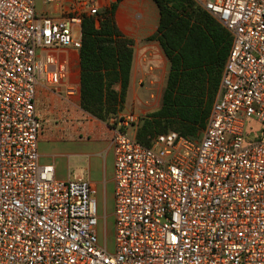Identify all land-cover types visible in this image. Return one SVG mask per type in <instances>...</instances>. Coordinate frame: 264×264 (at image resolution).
Masks as SVG:
<instances>
[{"label":"built area","instance_id":"2783aa9c","mask_svg":"<svg viewBox=\"0 0 264 264\" xmlns=\"http://www.w3.org/2000/svg\"><path fill=\"white\" fill-rule=\"evenodd\" d=\"M0 0V264H264V0H193L231 37L197 138L146 147L116 115L112 250L96 190L38 161L36 85L59 87L97 0ZM48 6V9H44ZM67 96L77 93L66 87Z\"/></svg>","mask_w":264,"mask_h":264},{"label":"trees","instance_id":"16d2710c","mask_svg":"<svg viewBox=\"0 0 264 264\" xmlns=\"http://www.w3.org/2000/svg\"><path fill=\"white\" fill-rule=\"evenodd\" d=\"M121 1L83 19L79 49L80 106L111 127L123 110L133 53L132 40L121 34L115 21ZM151 1L158 22L150 39L160 44L169 71L159 109L142 117L135 132L134 139L146 147L168 131L200 136L231 45L224 27L193 0Z\"/></svg>","mask_w":264,"mask_h":264},{"label":"crops","instance_id":"0c3cea01","mask_svg":"<svg viewBox=\"0 0 264 264\" xmlns=\"http://www.w3.org/2000/svg\"><path fill=\"white\" fill-rule=\"evenodd\" d=\"M124 1H129L127 6L132 8H135V3L142 6L139 19L136 16L130 18L132 23L135 22V31L125 27L122 22L123 13L118 8ZM148 1L151 0H122L115 12V21L121 34L128 39L135 36V45L131 46L133 53L123 111L134 82L135 104L140 102L143 105L146 100L141 101V91H145L148 97L157 94L158 88L164 89L163 80L166 81L169 71V62L160 44L150 39L157 29L158 12L156 6L151 8ZM97 2L100 8L103 7L102 0ZM144 6L150 9L146 10ZM63 56L68 66V75L63 83L57 88L43 83L36 85L35 108L43 126L38 138V161L40 164L52 165L57 179L82 178L96 190V198L104 200L109 195L113 201V128L80 106L79 51L65 50ZM67 86L74 87L77 93L67 96ZM115 88L118 89V85ZM123 111L118 115H124ZM126 133L134 137L135 129Z\"/></svg>","mask_w":264,"mask_h":264},{"label":"rangeland","instance_id":"374dc122","mask_svg":"<svg viewBox=\"0 0 264 264\" xmlns=\"http://www.w3.org/2000/svg\"><path fill=\"white\" fill-rule=\"evenodd\" d=\"M76 2H83V1H88V0H75ZM114 0H102L103 7L100 8V11L103 8L108 7ZM203 1V0H199ZM122 2V1H121ZM120 2V3H121ZM129 2V1H128ZM127 1H124L121 3V7L118 5V9H120L122 15V22L125 27L128 29L135 31V22H131V17H135L136 19H139V9H142L141 4H134L135 8H132L131 6H127ZM119 3V4H120ZM148 3L153 8L154 4L151 1H148ZM132 5V4H131ZM36 8L41 9L42 4L40 0H36ZM144 8L149 10L148 6H144ZM44 9H48V6H45ZM122 9V10H121ZM117 10V9H116ZM99 13V12H98ZM132 40V45H135V36L131 38ZM162 83V82H161ZM165 80H163V86H164ZM158 85V83H157ZM163 90V89H162ZM162 90L158 88L157 94H153L152 96L148 97L145 91H141V101L146 100V103L142 105L140 102L135 104V82L133 85H131L127 97V101L125 104V110L122 112L124 115H129L133 114L136 117V122L132 126H129L127 128H123V131L128 132L132 130V128L137 129V126L140 122V119L144 116H146L149 113H152L154 111H157L160 107V100H161V95H162ZM132 98L134 100L132 101ZM135 136V134H134ZM97 200V214H98V225H97V233H98V239L99 243L101 245H104L106 243L108 250H112L113 246V239H114V221H113V201L112 199L108 196L104 200L100 199L99 197L96 198Z\"/></svg>","mask_w":264,"mask_h":264}]
</instances>
